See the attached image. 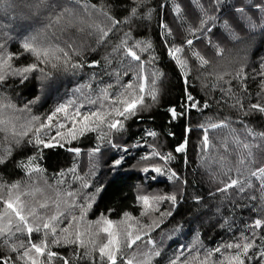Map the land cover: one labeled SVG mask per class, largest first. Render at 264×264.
Wrapping results in <instances>:
<instances>
[{
    "label": "trees",
    "instance_id": "obj_1",
    "mask_svg": "<svg viewBox=\"0 0 264 264\" xmlns=\"http://www.w3.org/2000/svg\"><path fill=\"white\" fill-rule=\"evenodd\" d=\"M18 1L0 0V44L5 45L6 51L16 54L22 52L23 39L30 33L18 31L16 26L9 25L10 20L15 22V17L21 19L31 15V11ZM38 3L39 0H30L26 5L37 14L46 7L55 8L53 18L65 6L78 14V20L71 26L65 17L61 25L51 29L48 25L53 18L36 16L34 27L38 28V32H47L49 36L53 32L61 36L60 28H66L62 40L73 44L78 53L73 56V62L82 67L67 71L62 67H45V71L51 73V78L44 81L43 88L38 71L30 74L24 83L18 77H9L0 85V93L10 98L19 109L39 97L31 105V115L39 116L44 121L59 103L71 97L81 85L90 82L93 88H103L108 83L114 84V74L119 73L120 84H133L136 90L139 84L144 85L145 103L148 105L136 116L125 120L120 131L110 130L105 125L82 136L77 131L76 140L67 135L56 137L57 130L67 133L71 125L60 117L54 118L52 125L40 134L41 139L54 145L52 147L29 144L28 138L19 144L11 140L7 143L0 133V194L5 198L7 189L4 186L18 183L23 203L28 208H35L38 215L45 219L61 213L71 218L78 211L81 212L77 208L82 202H85L83 206H86V202L91 204L86 219H81L82 213L77 214V224L73 222V227L63 219L55 224L58 230L68 227L69 232L63 234L58 231L61 239L59 244L51 243L53 237L47 236L49 244L46 251H54L58 255L49 262L46 255L40 256L33 251L31 255L38 264H64L65 260L70 264H108L98 251L107 237L102 233L96 235L94 224L102 217L117 224L129 219L131 221L128 223L136 225L134 233L154 221L158 225L151 231L144 229L142 240L137 241L132 248L124 247L123 242L118 246L120 251L113 248L117 264H125L128 259L138 264L143 254L153 249L159 251L160 255H153L151 264H170L180 255L181 245L191 248L190 238L195 233L198 234L200 259L205 250L234 242L243 233L252 236L255 241L249 253L252 260L246 261V264H264L260 255L264 252V227H248L256 219H264V189L261 181L252 177V187L245 186L244 192L236 188L219 192L217 188L223 186L219 181L223 179L227 182L228 177L214 175L220 172L216 158L226 155L230 161L228 167L232 168L229 176L237 178V160L240 155L247 154V150L237 151L235 144L232 150L230 144L227 150L221 147L224 134L228 140L231 138V127L236 138L252 145L254 163L245 161L247 167L239 165L243 176L247 178L249 170L264 167V138L253 136L247 131L250 129L256 134L264 133V113L251 109L252 104L264 105V0H219L218 9L213 7L214 0H199L208 15L216 17L214 22H208L207 27L212 28L211 39L224 49L223 55H218L201 36L198 29L205 17L194 0H79V3L76 0H46V6L36 7ZM84 3L103 9L112 19L98 12L86 14L82 7ZM134 8L137 10L135 14L132 12ZM238 8H243L244 14L238 13ZM81 20L83 23L79 22ZM225 21L236 39L225 28ZM96 25L105 30L110 29L103 40H100L93 27ZM192 29L196 31H190ZM125 39L129 45H151L147 51L134 49L141 56L143 68L139 67L140 62L118 50L117 46ZM187 39L193 40L192 46L185 43ZM56 42L53 38V43ZM61 47H64L62 42ZM174 47L183 48V51L176 53V57L186 61V67L181 68L176 58L168 54V49ZM241 49L243 52H240ZM197 52L208 61L207 64H202L193 54ZM244 53L250 55L251 61L239 70V64L236 70L229 68L235 62L239 63L238 56ZM93 61L99 63L90 66ZM32 62L34 57L24 53L17 56L13 66L23 67ZM242 71H245L244 76ZM237 73L241 74L238 76ZM221 76L223 79H218ZM153 90L157 93L155 101L148 95ZM188 94L198 102V108L186 107L190 103L186 100ZM230 97L234 100L230 101ZM172 108L184 114L174 119L169 111ZM19 117H25V114L19 112ZM59 122L65 123L66 127L58 128ZM221 122H225L228 128L210 127ZM39 123H34L35 127H39ZM150 131L157 135L149 136L147 133ZM218 131H221L219 137ZM205 132L209 138L208 148L202 147ZM109 140L111 143H108ZM185 140L187 144L184 151L176 152L175 149ZM97 146L100 151L94 152ZM73 148L80 149L79 153L70 151ZM153 150L161 155L153 156ZM169 154L172 159L162 158ZM142 157L149 158L143 160ZM121 158V164L114 165ZM145 167H159L162 173H145L142 171ZM172 172L179 179L169 180L168 176ZM152 176H156L155 181L150 179ZM84 184L88 187H83ZM68 192L76 195L68 198ZM152 194H175L177 203L173 206L171 202L164 201L159 204V211L141 216L144 209L136 198L138 195ZM86 197L91 199L87 200ZM62 199L68 202L63 203ZM41 205L46 207L41 208ZM2 211L3 204L0 202ZM169 211L171 215H161ZM125 212L130 213V217H124ZM15 222L13 217V224ZM7 226L8 219H0V228ZM77 229L82 232L87 230L83 238L86 242L95 240V245L64 243V236L72 239ZM116 230L119 231V227ZM42 238L43 230L30 237L26 232L14 237L23 243L29 239L39 243ZM149 239L154 243L149 244ZM231 252L228 250L225 255ZM191 255L194 256L195 252ZM185 257H189V253H185ZM185 257H181L178 264H183ZM0 258L10 260L12 264H25L18 259L17 253L4 246L2 239ZM220 259L219 254L211 257L212 262ZM191 264H198V260L191 261Z\"/></svg>",
    "mask_w": 264,
    "mask_h": 264
},
{
    "label": "snow or ice",
    "instance_id": "obj_2",
    "mask_svg": "<svg viewBox=\"0 0 264 264\" xmlns=\"http://www.w3.org/2000/svg\"><path fill=\"white\" fill-rule=\"evenodd\" d=\"M71 2V0H70ZM79 3V0H76ZM194 3L200 7L201 12L203 13L205 19L201 20L200 28L198 29L201 33V36L205 38L208 42V46L214 48L218 55H223L224 49L220 47L219 44H216L211 39L212 28L207 27L209 21H215L216 17L208 15V12L199 4V0H194ZM46 6V0H39V3L36 7ZM219 0H214V9H218ZM86 14H91V12H98L101 15L112 19L106 11L103 9H97L94 5L84 3L82 5ZM257 7H260L257 5ZM264 10V9H262ZM136 9H132L133 14L136 13ZM179 11V9H177ZM238 13L244 14L243 8L236 9ZM67 17L69 26L72 25L74 21L78 20V14L74 13L72 8L63 7V10L55 15V18L51 19L48 28L61 25V21ZM83 23V21H79ZM118 24L119 21H114ZM95 27L96 32L99 35L100 40H103L104 37L108 36L109 30L100 28L98 25ZM225 28L228 29L233 39H236L234 33H232L230 26L227 21H225ZM66 31V28L61 27L60 32L61 36H57L55 32L51 36L47 32H37L34 35L25 36L21 44L22 52L19 54L11 53L6 51L5 45L0 44V85H2L9 77H18L21 83H24L33 72H40L41 76V85L43 88L44 81L51 78V73L45 71V67L50 66L53 69L62 67L64 70H75L82 67L81 64L73 62V56H77L75 48L72 43H69L68 40H62V35ZM190 31H196L192 29ZM127 36V34H125ZM53 38H55L56 43H53ZM61 42L64 44V47H61ZM185 43L188 46L193 45L192 39H187ZM118 50L124 52V54L130 57L132 60L139 63V67L143 68V63L141 62V56L138 55L137 51L134 49H139L140 51H147L151 45L145 44L141 47L140 43H135L129 45L127 39L121 41V44L117 46ZM183 51L181 47H174L168 49V54L176 58V62L181 68L186 67V61L176 57V53ZM27 53L34 57V62L27 64L23 67H14L13 61L17 58L18 55ZM202 64H207L208 61L201 56L198 52L193 53ZM98 61H93L92 65L98 64ZM241 73H237L239 76ZM116 76L115 83H108L103 88H93V85L89 82L81 85L73 91L71 97L66 101L59 103L54 110L51 111L45 117L44 121H41V117L31 115V105L36 103L39 100V97L36 100L29 101L24 105L22 109L16 107L14 103L11 102L10 98L0 93V126H6L9 123H12V127L15 128V123L5 118L4 111L10 109L12 112H22L25 114L24 123L19 125L21 131L16 133L18 139L16 143L19 144L24 138L27 139V143H35L37 145H42L43 147H52L54 146L50 141L46 142L44 139L40 138L42 130L48 129L54 120V118L60 117L63 121H66L71 126L68 128L67 133H63L59 130L56 132V137H63L65 135L71 136L72 140H76L77 131L82 136L88 131H96L102 126H107L108 129L113 131H120L124 127V121L130 117L136 116L141 110L148 107L145 103V88L141 83L138 86V90L135 89L133 84L123 85L120 84L121 76L119 73L114 74ZM127 75V73H125ZM138 79H140L139 73ZM264 75V74H262ZM222 80L223 77H218ZM187 83V81H185ZM153 87L155 89V79H153ZM120 89H123L121 91ZM153 101L157 98V93L155 90L148 93ZM186 100L190 102L186 107L198 108L199 104L194 100L191 94L186 96ZM207 107V105H205ZM251 109L258 110L264 113V105L261 104H252ZM172 114V117L175 119L178 115H183L184 113H177L175 108L169 110ZM16 120L19 121L20 117L17 116ZM36 122L39 123V127L33 128L32 125ZM79 125V127H77ZM228 125L225 122L220 124H211L210 127L222 128L227 127ZM66 124L63 122L58 123V128H64ZM253 136H260L264 138V133L256 134L253 130H247ZM31 134V136H30ZM149 136H156L155 132H148ZM30 137V138H29ZM55 139V137H53ZM233 144L237 146V151L247 150V154L240 155L237 160V167L235 168L236 172L239 173L237 178H230L229 174L232 171L231 167H228L230 161L226 155H220L216 158V164L220 168V172L214 175H221L223 177H228V181L220 180L219 183L222 184V187H218L217 191L227 192L229 189L236 188L240 192H244L245 186L252 187L251 178L255 177L257 180L261 181V187L264 189V167H257L254 171L249 170L247 178L243 176V171L239 165H244L245 161H248V164L254 163L252 145L248 143H243L235 135L232 136ZM108 143H111L109 140ZM187 144V140L184 143H181L176 149V152L184 151ZM209 138L207 132L203 137L202 147L208 148ZM221 147L225 150L228 149V140L225 139L221 141ZM70 151L79 153L80 149L73 148ZM94 152H99L100 147L97 146ZM153 156H160L161 154L158 151L153 150ZM149 157H142L141 159L147 160ZM164 159H172V156L169 154L167 157H162ZM122 159H118L114 162V165H120ZM2 162V161H0ZM39 171V169H37ZM143 172L148 173L149 171H154L157 174L162 173V169L159 167L149 169L145 167L142 169ZM151 180L155 181L156 176L150 177ZM169 180L179 179L175 172H172L168 176ZM7 189V198L3 194H0V202L3 204V211L0 212V219L7 218L8 226L5 228H0V239L3 240V244L6 247H9L10 250L14 253H17L19 260L25 262V264H38L37 260L31 255L34 251L40 256H47L48 261L50 262L53 258L57 257V253L54 251H46L48 248L49 241L47 239L48 235H51L53 238L51 243L59 244L61 239L58 235L59 233L67 234L69 232L68 227H62L59 230L55 224H59L61 220H65L68 225H72L76 221V217L67 218L64 213H61L59 216L52 215L45 219L44 217L38 215L35 208H28L21 200V193L19 192V184L13 183L8 186H4ZM83 187H88L87 184H84ZM75 193L68 192L66 196L71 198L75 196ZM85 199L90 200L91 197H86ZM137 201L142 204L144 211L141 212V216L148 215L151 211H159V204L164 201H169L174 206L177 203V196L175 194L171 195H138ZM63 203H67V200L62 199ZM74 203V201H73ZM41 208H45V205H41ZM91 208V204L88 203L86 206L81 209V219L83 215L87 212V209ZM172 213L166 212L161 213L164 215H171ZM130 213L125 212L124 217H130ZM13 217L15 218V224H13ZM31 218V222H30ZM97 232L96 235L105 234L107 240L105 243H102L99 248V254L101 258H106L108 264H117V256L112 250L116 248L117 251H120L119 245L123 242V246L127 248H132L137 241L142 240L141 233L144 229L151 231L154 226H158L154 221L151 225H143L141 229H138L135 233L133 229L136 228V225L130 224L127 220H122L117 225V222H114L107 217H102L100 220L94 222ZM126 225V227H125ZM91 227V225H89ZM119 227V231H117ZM249 228H262L264 227V219H256L252 225L248 226ZM43 230V237L39 243L28 240L27 243L18 242L14 237L17 234L26 232L29 237L33 233H40ZM87 233V230L84 232L76 230L73 234L72 239H68L67 235L64 236L63 242L68 244H75L78 246H84L86 243H91L95 245V240L85 241L83 238ZM146 235V233H144ZM134 237V238H133ZM149 244L154 243L150 239L148 240ZM199 241H197L189 248V246L181 245L180 246V255L176 259L170 261V264H177V261L181 257H185V253H189V257H185L183 264H191V261L198 260V264H246V261L250 262L252 257L249 255L250 250L254 248L255 241L252 236L244 235L241 233V236L237 238L234 242H229L222 244L215 249L205 250L203 258L200 259V249L197 247ZM228 250H232L231 253L225 255ZM195 252V255H191L192 252ZM87 254V253H86ZM214 254H219L221 259L218 262H212L211 257ZM159 256L160 252L155 249L150 252L143 254V257L138 261V264H151L152 256ZM261 259L264 260V252L260 253ZM0 264H12L8 259L0 258ZM64 264H70L68 260L64 261ZM125 264H133L132 259L125 261Z\"/></svg>",
    "mask_w": 264,
    "mask_h": 264
},
{
    "label": "rangeland",
    "instance_id": "obj_3",
    "mask_svg": "<svg viewBox=\"0 0 264 264\" xmlns=\"http://www.w3.org/2000/svg\"><path fill=\"white\" fill-rule=\"evenodd\" d=\"M18 1V0H17ZM21 1V2H20ZM30 1V0H29ZM29 1H27V0H19L18 1V3H20L21 4V6H23L24 8H26V9H28V10H30L31 11V15H29V16H27V17H23V18H18V19H16V17H15V22H12L11 20H10V24L9 25H12V26H16L17 27V30L18 31H20V32H22V33H25V34H27V33H30V34H36L37 32H38V28L37 27H34L35 26V18H36V16L38 17H45V18H49V19H51V18H53V14L52 13H54L55 11H56V9L55 8H50V7H46V8H44L43 10H41L40 12H38V14L37 13H34L33 12V8H31V7H28L26 4H27V2H29ZM53 1H56V0H53ZM24 4V5H23ZM15 7V6H14ZM16 8V7H15ZM19 14V13H18ZM30 34H28V35H30ZM237 48L239 49V46H237ZM243 48V47H242ZM240 52H243V49H241L240 50ZM239 58L237 59V61L239 62V63H234V66H230L229 68H231L232 67V69H234V70H236V66L239 64L240 66L238 67V70H239V68H242V66L245 64V65H247L246 64V62H249V61H251L250 60V55H247V54H242L241 56H238ZM263 69H264V63H263ZM243 70H244V67H243ZM243 72V76L245 75V71H242ZM45 90V89H44ZM45 93H46V90H45ZM230 96H232V95H230ZM230 101H233L234 99H232L231 97H230V99H229ZM22 113V112H21ZM4 116H5V118H7V119H9L10 121H12V122H14L15 123V128H13L12 127V123H9L8 125H6V126H0V129H1V131H0V133H1V135L3 136V139L4 140H6L7 141V143L11 140V141H13V142H15L16 141V137H17V135H16V133H18L19 131H21V129H20V127H19V125L21 124V123H24V117H20V120L19 121H17L16 120V117L17 116H19V112H12L10 109H6L5 111H4ZM32 127L34 128L35 127V124L34 125H32ZM227 128H228V126H227ZM231 130H230V132H231V138L228 140L227 139V137H226V134H224V136L222 137V139L221 140H225V139H227L228 140V142H230V143H228V144H230L229 145V147H230V150H232V148H234V144L231 142L232 141V136L233 135H235V137H237V135L236 134H234V131H233V127H231L230 128ZM232 132H233V134H232ZM220 134H221V131H218V137L220 136ZM30 136H31V134H30ZM226 137V138H225ZM25 139H27V138H24L23 140H25ZM235 149V148H234ZM207 166V165H206ZM58 200V202H59V198L57 199ZM83 204L85 203V202H82ZM83 204H80L79 205V207L77 208V209H79L80 211H81V209H82V207H84L83 206ZM88 203L86 202V205H87ZM75 212H76V210H75ZM81 212H77L76 213V215L77 214H80ZM87 214H88V211H87V213L86 214H84L83 215V219L85 218L86 219V216H87ZM76 215H74V216H76ZM71 217H73V215L71 216ZM125 220H127V222H130L131 220H129V219H125ZM74 224H77V223H75L74 222ZM119 224V223H118ZM117 224V225H118ZM72 227H73V225H71ZM191 244L193 245L196 241H197V239H198V234L197 233H195L191 238ZM175 259V258H174ZM177 264H178V262H177Z\"/></svg>",
    "mask_w": 264,
    "mask_h": 264
}]
</instances>
